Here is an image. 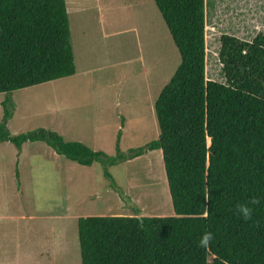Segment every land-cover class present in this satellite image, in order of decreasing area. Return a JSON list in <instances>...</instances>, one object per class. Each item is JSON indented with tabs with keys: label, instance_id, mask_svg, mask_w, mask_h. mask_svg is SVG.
I'll list each match as a JSON object with an SVG mask.
<instances>
[{
	"label": "trees",
	"instance_id": "trees-1",
	"mask_svg": "<svg viewBox=\"0 0 264 264\" xmlns=\"http://www.w3.org/2000/svg\"><path fill=\"white\" fill-rule=\"evenodd\" d=\"M154 2L181 60L155 103L158 140L111 158L46 129L12 136L14 104L6 98L0 143L21 150L43 142L86 167L162 151L175 216L79 219L81 264H264V34L252 42L222 35L226 82L209 81L208 0ZM68 7L67 0H0V94L76 74ZM243 205L250 219L239 213ZM205 232L213 235L206 248Z\"/></svg>",
	"mask_w": 264,
	"mask_h": 264
},
{
	"label": "rangeland",
	"instance_id": "rangeland-1",
	"mask_svg": "<svg viewBox=\"0 0 264 264\" xmlns=\"http://www.w3.org/2000/svg\"><path fill=\"white\" fill-rule=\"evenodd\" d=\"M67 2L76 74L0 94V124L11 98L12 136L46 129L130 156L159 138L155 103L180 53L154 0ZM207 19V79L225 83L221 36L264 34V0H208ZM129 216H175L162 151L86 167L43 142L0 143V264H81L79 219Z\"/></svg>",
	"mask_w": 264,
	"mask_h": 264
},
{
	"label": "clouds",
	"instance_id": "clouds-1",
	"mask_svg": "<svg viewBox=\"0 0 264 264\" xmlns=\"http://www.w3.org/2000/svg\"><path fill=\"white\" fill-rule=\"evenodd\" d=\"M211 143V142H210ZM252 204H256L258 203V201L256 200H253L251 201ZM238 211L240 214H242V216L245 218V219H250L251 218V215H252V209L250 207H248L247 205H243V206H239L238 207ZM213 239V235L212 233L210 232H205L200 240H199V244L201 247H208L209 245V242L212 241Z\"/></svg>",
	"mask_w": 264,
	"mask_h": 264
},
{
	"label": "crops",
	"instance_id": "crops-1",
	"mask_svg": "<svg viewBox=\"0 0 264 264\" xmlns=\"http://www.w3.org/2000/svg\"><path fill=\"white\" fill-rule=\"evenodd\" d=\"M74 52H75V49H74ZM77 60V59H76Z\"/></svg>",
	"mask_w": 264,
	"mask_h": 264
},
{
	"label": "water",
	"instance_id": "water-1",
	"mask_svg": "<svg viewBox=\"0 0 264 264\" xmlns=\"http://www.w3.org/2000/svg\"><path fill=\"white\" fill-rule=\"evenodd\" d=\"M211 142V141H210Z\"/></svg>",
	"mask_w": 264,
	"mask_h": 264
}]
</instances>
